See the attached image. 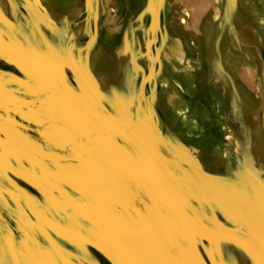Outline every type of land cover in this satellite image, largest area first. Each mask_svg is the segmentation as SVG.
<instances>
[{
	"label": "rangeland",
	"instance_id": "obj_1",
	"mask_svg": "<svg viewBox=\"0 0 264 264\" xmlns=\"http://www.w3.org/2000/svg\"><path fill=\"white\" fill-rule=\"evenodd\" d=\"M0 264H264V0H0Z\"/></svg>",
	"mask_w": 264,
	"mask_h": 264
}]
</instances>
